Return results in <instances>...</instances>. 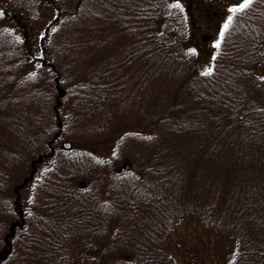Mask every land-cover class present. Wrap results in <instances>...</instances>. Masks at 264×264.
Returning <instances> with one entry per match:
<instances>
[{"label":"trees","instance_id":"16d2710c","mask_svg":"<svg viewBox=\"0 0 264 264\" xmlns=\"http://www.w3.org/2000/svg\"><path fill=\"white\" fill-rule=\"evenodd\" d=\"M242 2L74 0L55 7L44 35L61 21L75 29L56 50L40 43L38 61L27 36L43 0H0V264H264V0L230 11ZM60 58L75 71H63ZM43 77L51 104L43 102L42 122L60 135L64 100L73 113L81 101L92 106L94 92L107 96L92 109L100 121L133 111V141L160 138L175 149L155 146L141 165L135 155L90 190L70 158H32L36 171L30 164L13 184L19 148L6 136L24 146L36 131L20 128L11 107L26 102L38 114ZM182 221L202 227L201 237L171 240Z\"/></svg>","mask_w":264,"mask_h":264},{"label":"rangeland","instance_id":"374dc122","mask_svg":"<svg viewBox=\"0 0 264 264\" xmlns=\"http://www.w3.org/2000/svg\"><path fill=\"white\" fill-rule=\"evenodd\" d=\"M17 1L19 2V0ZM51 1L52 0H43V5L37 8V11H35L34 21H32V29L31 31H29L27 36L28 37L27 40L29 42V49L31 48V54L32 56L36 57L38 61L43 60L40 58L41 56L40 43L46 44L48 50L49 48H53V50H56V47L58 46L61 37L65 36L67 33L72 32L75 29V25H73L72 22L61 21V23L58 26L56 24L54 30L50 33V35L53 36L52 37L50 36V39L45 38L44 29L48 27V25L51 23V20L55 16L54 13L55 7L60 9H63V6L65 8L69 7L74 0H53L52 1L53 3H51ZM238 1L239 0H228V2L231 4H236ZM18 6L23 11L27 12V9H25L23 5L18 3ZM41 57L43 58V56ZM60 60L61 58L57 60V63L63 71H67V72L75 71L73 64L71 63H68V65L64 67H61L59 64ZM44 64L48 65V62L46 61ZM70 66H72L71 69L69 68ZM46 78L44 77L39 78V82L37 83V92L41 94L39 96V100H37L38 104L40 105L38 114H34L33 110L26 102L21 103V104L23 103L27 104V105L23 104L24 107H22L21 104L19 106L17 104L14 107H11V111L14 112L15 118L18 119V121H15V123L18 124L20 128H30L32 125L36 131V134L32 138L28 135V138H30V140L28 144L24 146L19 144V142L15 137H13V135L6 136L7 142L12 143L13 140H15L17 143L16 147L19 148V155L17 157L18 169L16 174H14L13 184L16 183L19 179H22L28 175L29 173L28 168H30V163L33 159L37 157V155L48 154L49 148H47L46 144L50 140H52L54 134L57 132L56 128H54V124L47 125L46 123L42 122V120H45L46 118L45 116L42 117V114L46 115L48 114V112L50 113V108L49 109L47 108L46 110L41 109L43 108L42 104L45 101L51 104V100H49V93L51 90L49 87H46L47 85ZM74 78H75L74 74L69 76L70 82L76 85ZM77 89L80 90V86H77ZM85 91H86V87L85 89H83V92ZM19 93H21V91H19ZM72 93H74V91H72ZM72 93L70 95L73 96ZM91 94L93 95V97H91ZM91 94L86 93L88 99H94V103H92V106L83 105V101H81L79 105H76L75 107L76 109H73L74 110L73 113H69V112L70 110H72L71 108L74 107L68 105V101L66 100L65 102L64 100L62 107L59 108V115L60 117L63 118L64 121L67 122V124L63 131V134H61L60 136L61 138L59 144L52 146V149L54 150L53 153L55 154L52 158H57V160L58 159L60 160V158H62L63 160L70 158L72 159V162L76 163L75 167H78V170L84 169L79 173L78 176H76V182H78L81 176L82 180L80 181L81 182L83 181L85 183L86 186L85 188H89L90 190V187L92 188L91 181L95 180V177L99 175L101 176V178L104 179L105 182V175L108 176L109 171L114 173L116 172V170L121 169V164L129 163V161L133 163V156L135 155H136L135 158L138 159L135 160L138 163H140V165L141 163L144 162V160H146V158H153L152 157L153 151L151 152V150L155 146L159 148L162 147L165 153L169 150L175 149V144L166 143L164 140H161L160 138L157 141L150 140L149 138H147V140L144 141L142 140L133 141V111H127L126 113L125 111L122 112L121 110L120 112L122 113L117 114L116 117L113 116L104 117V121L103 120L100 121L99 119H101L102 117L100 118L99 113H97L100 111H97L94 114L93 110L95 109L97 110V108L102 107V105L106 104L103 101L106 100L107 96H103V94L97 95L94 92H91ZM77 95L79 96L80 93ZM128 98H132V95H126L124 97V99H128ZM75 102L78 103V101ZM25 106H27L29 110L28 109L25 110ZM124 106L126 107V105ZM104 109L107 113L111 112V109L109 107H104ZM107 113H105L104 115H106ZM18 115H22V117L19 118ZM26 115H30V116H26ZM36 115H41L42 118H38ZM1 125L2 124H0V128L2 130ZM6 127L7 129H9L8 125ZM124 127H127L125 128L124 132L128 135V138L125 139L123 138L124 135L126 134L122 132V130H120L121 128ZM143 129L144 128L140 127L137 132L140 133L146 132V129L144 130ZM2 132L3 131L0 132V135L2 134ZM172 141H175V139L174 140L172 139ZM64 143H70L71 145L69 148L63 149L62 144ZM81 158L85 160L87 165L85 162H83L85 164L81 163L82 162L80 161ZM112 161H116V164L113 165ZM94 164H96V166H94ZM105 165H108L109 167L107 170ZM87 166L91 167V169L90 168L88 169ZM85 167L88 170H86ZM40 169L43 173H47L46 178H49L51 180L56 179L57 176L50 173L49 163L48 164L43 163ZM103 172H105L106 174L104 175ZM103 184L104 183H102V181L100 180L97 187L104 188ZM54 187H57V185H55ZM55 191L58 192V189L55 188ZM30 192H31L30 187H27L22 191V199L26 203L28 202L27 199L31 194ZM43 194L48 195L50 193L43 192ZM53 197L50 196V201L54 199L56 201H52V202L58 204L59 203L58 201L61 198L58 200L57 195ZM35 206L38 207L39 205H35ZM202 231H203L202 227H200L194 221L191 222L182 221L179 224L177 230L171 232L169 237L171 238V240H174L175 242H180L181 240L190 244V242H193L192 240L195 238V236L201 233ZM202 234L203 232L200 234V237ZM212 240L215 242V239ZM229 243L230 242L227 240L223 241V244L225 245H228ZM197 251H199L198 248ZM199 258H201V255H199ZM207 263L208 262L205 261L204 264ZM4 264H7V262H4ZM8 264H12V263H8Z\"/></svg>","mask_w":264,"mask_h":264},{"label":"snow or ice","instance_id":"6c2138e0","mask_svg":"<svg viewBox=\"0 0 264 264\" xmlns=\"http://www.w3.org/2000/svg\"><path fill=\"white\" fill-rule=\"evenodd\" d=\"M250 3H251V0H243V2L238 5V7H234L232 9H230V11L236 12L238 10H242V9L248 7ZM174 7H180V5L177 3L174 5ZM0 15H2V13H0ZM229 20H231V17H229ZM227 27H228V24L226 23L225 28H227ZM221 35H223V33H221ZM218 45H219V41L217 42V46ZM190 51H194V50H190Z\"/></svg>","mask_w":264,"mask_h":264},{"label":"water","instance_id":"95a60500","mask_svg":"<svg viewBox=\"0 0 264 264\" xmlns=\"http://www.w3.org/2000/svg\"><path fill=\"white\" fill-rule=\"evenodd\" d=\"M58 90H60V89L58 88ZM54 141H57L56 137L54 138ZM65 147H69V144H66ZM38 160H40V158ZM33 170L35 171V169H33Z\"/></svg>","mask_w":264,"mask_h":264}]
</instances>
